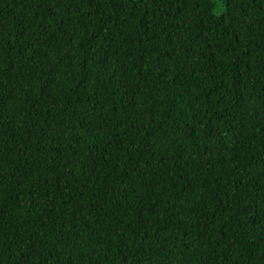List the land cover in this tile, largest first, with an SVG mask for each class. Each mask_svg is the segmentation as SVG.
I'll return each mask as SVG.
<instances>
[{"label": "trees", "instance_id": "16d2710c", "mask_svg": "<svg viewBox=\"0 0 264 264\" xmlns=\"http://www.w3.org/2000/svg\"><path fill=\"white\" fill-rule=\"evenodd\" d=\"M0 264H264V0H0Z\"/></svg>", "mask_w": 264, "mask_h": 264}]
</instances>
